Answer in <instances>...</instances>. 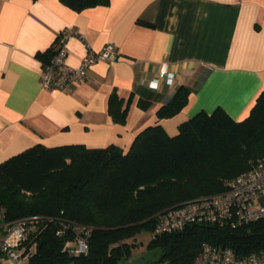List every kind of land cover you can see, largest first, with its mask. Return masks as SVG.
I'll list each match as a JSON object with an SVG mask.
<instances>
[{
	"label": "crops",
	"instance_id": "obj_1",
	"mask_svg": "<svg viewBox=\"0 0 264 264\" xmlns=\"http://www.w3.org/2000/svg\"><path fill=\"white\" fill-rule=\"evenodd\" d=\"M69 28L77 33L66 42L70 65L106 44L119 56L93 63L69 90L49 92L38 53L53 50ZM162 67L172 84L149 88ZM179 85L189 88L186 105L158 118ZM112 91L124 105L130 98L124 124L108 112ZM262 91L264 0H110L81 11L60 0H0V163L37 143L127 150L148 125L175 135L180 123L216 107L242 120Z\"/></svg>",
	"mask_w": 264,
	"mask_h": 264
},
{
	"label": "trees",
	"instance_id": "obj_2",
	"mask_svg": "<svg viewBox=\"0 0 264 264\" xmlns=\"http://www.w3.org/2000/svg\"><path fill=\"white\" fill-rule=\"evenodd\" d=\"M60 1L75 11L110 2ZM51 54L52 49L38 53L44 61ZM188 95L187 86H177L157 117L177 114ZM129 99L124 105L116 91L110 93L108 112L115 122L125 123ZM260 157L264 91L242 120L222 107L202 110L180 123L175 135L160 123L146 126L127 150L115 144H34L0 163V203L7 218L31 219L32 233L24 243L29 256L19 264H118L136 244L128 240L142 232L151 234L148 247L159 251L153 263L192 264L204 241L241 254L264 248V219L237 228L192 223L154 234L158 214L225 190ZM79 225L89 229L86 253L72 251Z\"/></svg>",
	"mask_w": 264,
	"mask_h": 264
},
{
	"label": "built area",
	"instance_id": "obj_3",
	"mask_svg": "<svg viewBox=\"0 0 264 264\" xmlns=\"http://www.w3.org/2000/svg\"><path fill=\"white\" fill-rule=\"evenodd\" d=\"M77 34L72 28L61 32L53 46L51 56L42 62L40 84L49 92L67 91L74 84L85 79L89 67L99 61H114L119 52L114 44H106L99 50L88 48L78 65L67 62L66 42L70 35ZM79 35V34H78ZM79 37L82 38L81 35ZM174 74L164 67L158 76L147 82L149 88L157 89L160 81L171 85ZM143 82V81H142ZM225 190L189 199L160 212L154 234L181 230L192 223H209L237 228L264 219V157L244 172L227 182ZM30 218L9 219L0 203V257H7L13 263H22L29 256L24 243L32 233ZM74 253L88 251L86 226H75ZM62 231L58 230L57 234ZM159 264H168L161 262ZM192 264H264V248L248 253H238L229 246L204 241Z\"/></svg>",
	"mask_w": 264,
	"mask_h": 264
},
{
	"label": "rangeland",
	"instance_id": "obj_4",
	"mask_svg": "<svg viewBox=\"0 0 264 264\" xmlns=\"http://www.w3.org/2000/svg\"><path fill=\"white\" fill-rule=\"evenodd\" d=\"M150 239L151 234L149 232L138 234L135 240L129 239V242L135 241L136 244L132 245L131 253L128 256L119 259L118 264H155L153 261L157 258L159 251L148 247ZM0 264H13V262L7 257H0Z\"/></svg>",
	"mask_w": 264,
	"mask_h": 264
}]
</instances>
